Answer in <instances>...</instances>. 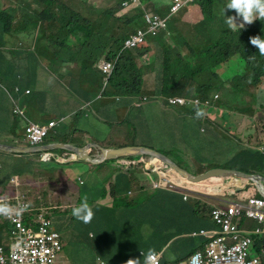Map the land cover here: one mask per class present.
<instances>
[{"label":"rangeland","instance_id":"374dc122","mask_svg":"<svg viewBox=\"0 0 264 264\" xmlns=\"http://www.w3.org/2000/svg\"><path fill=\"white\" fill-rule=\"evenodd\" d=\"M30 1L29 4L38 5L37 3H34L33 0ZM82 2L88 3L90 8L88 6L86 7L78 0H75L72 4L74 11L81 16H85L86 14L91 15V11L99 13L100 11L109 8L111 5V0H82ZM227 2L228 0H216V15L219 18L236 15L235 11L230 9H225L224 13V8ZM0 10H2L1 1ZM183 14L184 12H181L178 15L170 17L169 25L172 27L175 24H180V18ZM240 22H242V18H237V23ZM142 24L143 21L134 23L132 29L145 28L142 27ZM201 24L191 25L188 30H185L186 27H184V29L180 28V25L174 26L176 28L174 34L178 36L175 40L180 43L185 41L195 49V52L201 53L208 45H210V38L212 37L208 31L207 25L205 24L204 26H201ZM63 25H65V21L62 25L58 23L55 28L50 30L49 36L52 38L48 40V44L44 40H38V42L31 41L29 45V47L34 49L33 54L37 60L36 68L32 74L35 83H39L40 89L42 90V92H39L35 87L32 89L33 94L35 96L39 94L37 99L41 106L44 118L52 117L56 120L59 119L58 112L69 115L71 112L68 111L73 107L74 103L76 101L81 102L79 97L80 89L73 78L68 76V74L75 72V66H77L78 63L83 62L78 56L77 41L73 39L77 37L78 34H73L68 37V34L61 33V30H64ZM199 25L201 27H199ZM170 42L171 41L169 40V43ZM179 42H176V44L171 42L170 44L178 45ZM225 69V77L227 80L232 78V82H235V87L238 86L237 88H240L242 85L245 86L246 83H250L252 89L249 91L246 90L241 99L236 92H234V88H231L230 92L227 91V85L225 82L220 83L217 88L213 87V89L210 87L204 88L200 82H197L195 87L198 93L194 92L193 97L197 96L200 98L199 91H202V94L208 95L209 98L206 100L200 98L203 102L207 101L208 104H205L203 109L205 113L203 117L205 118H196L194 110L187 111L185 108L181 107L173 109V113L171 114L160 110L152 112V105H149V102L141 105L139 98L145 96V93L142 92L140 96L135 97L137 105L134 104L127 106L124 115L117 116L125 117L124 119L120 122L115 119L111 121L109 125L110 137L105 144L114 147L133 144V146L146 145L166 154L189 171L194 170L201 162H205L210 166H233L237 160L246 155L248 144L250 142L248 137H244L243 134L238 133L241 128L237 123V117H264V78L259 85H252V83H254L253 78L251 77L253 71L246 67L245 62L243 61L242 63L239 58L231 61ZM167 71L168 68H164V72L166 73ZM222 71L224 72L221 67L219 73L222 74ZM96 74L99 79L98 88L91 89L85 87L84 91L86 94H90L97 90V92L103 96L105 89L103 80L104 76L100 70H96ZM238 74L241 76L236 77L235 75L238 76ZM240 77H243L246 80L240 82L238 80ZM164 78L165 74L161 79L162 82ZM166 78L171 79L172 82L174 81L169 72ZM222 81L226 80L224 79ZM193 84L194 83H191V86ZM146 88L148 89V86H146ZM156 88L159 90H165L169 88V86L162 83L160 87ZM7 89L9 91V88ZM227 96L228 104H226ZM8 97V92L0 88V102L4 99L10 104L11 99L9 97V102ZM147 98L149 100L153 99V97ZM98 103H112L115 105L116 97L104 96L103 100L98 101ZM247 106L249 109H247ZM89 114L90 117L95 119L99 117L95 105H93V111L91 110ZM30 115L31 113L26 110V117H31ZM212 117H227L228 121L226 123L221 122L220 125L217 122L218 125L216 126ZM57 130L63 133L65 128L63 126L61 129ZM60 136L61 134L55 135L54 131H51L47 140L61 141L67 139L68 136L73 140L72 131L65 139ZM18 160L19 162H15V159H10V165L7 163L5 157L0 160V189L5 186L4 183L1 182L6 180L8 175L16 173L14 181L9 182H12L16 186L19 184L22 188V193L28 197L31 203L41 205L43 208V204H52L53 206L62 204L67 206L72 203L68 211L64 214L65 217L71 216L72 209L79 206L83 201H87L91 210L98 209L101 215H103L104 202L107 201L109 204H112L108 195L111 185L117 184L116 190L120 192V186L125 184V179L120 176L122 171L121 166H118L116 163L110 162L102 166H94L85 162L59 164L57 161H48L42 158L41 161L37 163L39 174L46 176L48 179H55V181L49 182L52 185H45L47 191L43 193L41 189L37 190L29 188L33 183L42 184L41 178H39L41 181L36 180L34 176L31 175L25 179L28 172L21 177L17 176L21 170V167L18 165L25 161L24 159ZM27 164L33 166L30 161H28ZM46 166L48 167L44 168ZM137 174L139 177L150 180L151 182L155 180V175L146 174L142 169H138ZM127 175L131 176L132 173H128ZM78 176L83 178V184L76 181ZM53 183H55V185ZM13 188L14 187L10 185L5 189L10 191ZM21 188H18L20 192ZM74 191H78V193L75 197H70L69 193ZM156 194V191H152L153 196ZM39 196H42V198ZM58 209L59 208H56V210L53 211L54 217L60 215V210ZM122 210L126 209L123 208ZM125 212L126 211H122L121 214H125ZM112 213L113 211H110V214ZM174 216H176V218ZM169 218L176 220L185 219L182 214L178 215L174 213L172 209ZM127 221L132 225L134 224V218H126L124 223ZM116 223H118L117 220L113 221L112 224ZM199 223H196L198 227ZM167 225L158 227L160 229L158 232L151 230L152 233L146 237L140 235L141 231L139 233L131 232L130 237L138 240L137 249H135L132 254H129L126 251L120 253L115 247V249L105 247L103 249L104 253L115 263L124 264L129 259L141 260V258H144L142 254L143 252L147 253L154 247H162L171 237L177 234L178 231H175V225ZM110 226L111 225L107 227V230H110ZM201 227H205V225H201ZM6 231H8L6 224L0 223V241L4 243L12 241V238ZM126 235L127 234L124 233L123 237ZM190 241L191 239H180L171 246L172 248L169 252L175 257L176 260L174 261H183L194 248V245L197 246L199 244L198 242H195L194 245H191ZM80 255V261L87 262L90 252H80ZM67 257V254L60 253L59 257L55 259L52 264H67Z\"/></svg>","mask_w":264,"mask_h":264},{"label":"trees","instance_id":"16d2710c","mask_svg":"<svg viewBox=\"0 0 264 264\" xmlns=\"http://www.w3.org/2000/svg\"><path fill=\"white\" fill-rule=\"evenodd\" d=\"M34 1L45 6L41 17L42 23H44L45 33L51 28H54L56 24L59 23L62 25L65 21V25H63L64 30H61V33L68 34V37L73 34H78L73 39L77 41L80 60L90 62L92 65L101 58L107 61L117 59L114 70L105 87L107 96H139L142 93L143 75L137 64V60L145 58L150 53L148 44L141 45L134 51L124 50L122 53L121 51L125 40L135 31L132 29L133 24L143 21L142 27L146 26L143 8H136L122 15H118L122 12L121 3L123 0H111V5L108 2L110 5L109 8L99 13L91 11V15L86 14L85 16H81L73 9L72 4L75 0ZM144 2L154 10L160 9L150 0H144ZM196 3L200 6L204 17L201 26L206 24L212 37L210 38V45H208L207 49L199 57L194 59L196 56L195 53L193 55L189 53V57L195 60L193 63L186 61L173 47H169L167 33L152 38L153 41L166 49L164 66L168 68L171 77L176 81L174 88H185L188 82H201L202 86L208 85V87L213 89L217 85L218 80L222 83L221 79L215 73V70L235 60L236 57L242 63L244 61L246 67L252 69L255 82H259L261 77L264 76V56L259 53L256 46L250 43V37L260 36L264 39V20L256 19L253 23L245 25L240 31H232L225 23L227 17L219 18L216 15V0H197ZM83 4L90 8L88 3ZM0 20V27H2V35L0 37L1 47L4 43V36L11 34L13 22H11V17L5 13H0ZM182 25L183 27L186 26L189 28L191 22H182ZM201 26L199 25V27ZM169 28L172 32H175V27L170 26ZM51 38V36L46 37L47 40ZM169 38L173 39L172 37ZM185 43L187 44V42ZM0 60L2 64L5 61L4 58H0ZM2 75L3 73L0 74V76ZM8 76L9 73L2 76L4 82ZM20 76L21 73L18 71L12 73V80L10 82L13 86L20 84ZM27 78L26 82H28V86L33 88L35 81L29 76ZM212 79L216 83L212 84ZM242 90V87L238 89L240 93H242ZM234 92L236 91L234 90ZM176 95L180 96L181 92H176ZM199 96L205 100L209 98L208 95L202 94V91H199ZM226 104H228V96L226 97ZM194 111L196 112V109ZM19 137L20 135L16 134L15 140H11L5 144L19 145ZM68 141V139H65L62 143L67 144L69 143ZM23 156H25L23 158L25 161L18 165L21 167L18 174L24 175L28 171L32 174L35 173L34 167H38L37 163L41 161V153H35L33 155L26 154ZM142 158L143 156H127L110 160L111 163H116L118 166H121L122 171L120 176L125 179V184L120 186V192L116 190L117 184L111 185L108 195L112 204H109L107 201L104 202L103 215H101L98 209L92 210L94 215L90 223L85 224L73 215L65 217L64 214L72 204L68 207H60L58 209L60 210V215L55 216L56 219L53 220L55 225L57 224L56 228L62 234L63 241L65 242L64 253L69 256L71 264H94L98 256L114 264L115 262L104 253L103 249L105 247H111L110 249L116 248L120 253L123 251L129 254L134 253L138 240L130 237L131 230L134 227L128 221L123 223L126 218H134V221H138V228L147 225L156 232L160 231L158 227L164 226L167 222H170L167 225L170 226L172 223L174 225L175 222L180 221L169 218L170 211L167 208L173 209L175 212L180 209L178 207L172 208L171 202L175 200L173 194L168 191L158 192L155 196L149 197L142 194L143 191L153 187L150 180L143 179L137 174L138 169L144 170ZM28 161L33 166L28 165ZM250 161L253 163L244 166L243 170L245 172H250L262 166L264 164V156L257 152L250 157ZM128 173H132V175L129 176L127 175ZM10 177H7L1 183L5 185L10 180ZM51 180L52 182L55 181V179ZM53 184L55 185V183ZM129 191L136 192V194L128 198L126 195ZM60 199L62 198L60 197ZM123 208L126 210H122ZM110 211H113V214H110ZM122 211H126L125 214H121ZM198 214L194 212L195 220H199L197 218ZM174 217L176 218V216ZM27 218L30 219L28 216ZM115 220L118 223L112 224ZM158 220L161 221L159 225H157ZM181 222L188 223L193 227L191 219ZM3 223L6 224L7 230L9 231V222L3 221ZM109 225H111L110 230H107ZM190 226L181 229L178 234L191 233L193 228H190ZM8 231H6L7 234ZM90 233L96 236L91 238ZM124 233L127 235L123 237ZM204 238L205 236L201 235L196 238V241ZM254 250L257 253H262L264 250V236H255ZM84 251L90 252L87 262L80 261V252Z\"/></svg>","mask_w":264,"mask_h":264},{"label":"crops","instance_id":"0c3cea01","mask_svg":"<svg viewBox=\"0 0 264 264\" xmlns=\"http://www.w3.org/2000/svg\"><path fill=\"white\" fill-rule=\"evenodd\" d=\"M2 3V10H8L11 13V16L14 20L13 22V29L11 34H8L4 37V44L5 47L3 48V55L6 57L4 61V65L1 66L0 63V70L4 76L6 73H9L8 78L5 80V86L10 89H13V84L10 82L12 80V73L15 71H20L23 73L33 71L36 67H29V62L31 56L33 54L31 52L34 51L33 48L29 47L31 41L38 42V40L42 41L45 39V30H44V23H42V12L44 5H34L29 4L30 0H0ZM34 1V0H33ZM81 3L82 0H78ZM163 2V0H160ZM36 3V2H34ZM200 20V14L197 6H192L186 12L184 17L182 18L183 22H192L197 24ZM180 27H183L182 24H178ZM175 24V26H178ZM185 30H188L186 28ZM2 27H0V37L2 35ZM170 37L177 38L178 36L172 35ZM169 38V36H168ZM171 41L172 43L179 42L177 40ZM72 39V38H67ZM169 42V40H167ZM170 42V43H171ZM185 42V41H182ZM151 53L145 59H139L138 65L143 69V86L142 90L145 93L146 97H153L152 100L148 101L152 105L151 111L156 112L157 110L164 111L167 113H173V108L167 106L165 101L168 97L175 95L176 92L179 91L183 92V94L187 95L188 97H192L195 85L191 86V82H188L187 87L183 88H174L176 81L173 82L171 79L166 78L168 71L165 73L163 66L164 59L166 58L165 52L166 49L161 46L160 44L156 43L155 41H148ZM187 47V44H184ZM169 47H173V45L169 44ZM184 54V53H183ZM1 56V55H0ZM184 56H186L184 54ZM96 70H98L95 65L85 64L82 65L78 63L75 66V72L68 75L72 77L73 80L76 82L78 88L80 89V99L81 102L76 101L73 107L68 111L71 112L69 115L64 113L58 112L59 119L56 120L55 118H44L43 112L41 111V106L38 103V95H34L33 92L28 96H18V101H20V105L25 107L31 113V117H28V120L32 123H36L39 125H47L51 121H60L64 120L59 127L55 129H61L64 126L65 130L63 133L58 131L56 135L61 134V138L65 139L68 134L72 131L73 140L69 141L71 144L75 145L76 147H83L86 145H99L102 147H114L109 146L106 143L107 139L109 138V125L111 121L114 119L120 122L125 117H117L123 116L125 109L127 106H131L135 104V100L132 98H122L120 100L116 99V104L113 105L112 103H98V101H102L99 98L100 94L95 90L90 94H86L84 91L85 87H89L91 89L98 88V76L96 74ZM165 74V78L163 82L161 81L162 77ZM28 78H26L27 81ZM21 83L24 89H31L28 86V82H23L22 80L19 82ZM169 86V88L165 90H159L156 87H160L162 85ZM148 86V89L146 88ZM21 87V88H22ZM39 92H42L40 89V84L36 83L35 86ZM22 88V90H23ZM250 87L249 90H251ZM32 90V89H31ZM24 91V90H23ZM33 91V90H32ZM9 99V97H8ZM10 102V99H9ZM147 103V102H146ZM145 104V103H144ZM93 105H95L96 112L99 114V117L96 119L90 117L89 112L93 111ZM12 109L13 106L7 103L4 99L0 102V144L8 143L11 140H15L16 134L19 133L20 128L22 131L25 129L26 121H21L17 117L12 116ZM87 109V111H84ZM159 111V112H160ZM67 113V112H65ZM214 124L217 126L220 125L221 122H227V117H212ZM25 122V123H24ZM218 122V124H217ZM237 123L241 130L238 132L239 134H243L244 137H248L250 139L246 155L237 160L235 164L231 167H225L221 165H207L205 162L199 163L193 172L194 174H201L206 172L209 169L216 168V167H224V168H235L239 170H243L244 166L253 163L250 161V157L255 155V153L259 152L264 156V152H260L259 150H264V143L259 145V140L263 139L264 142V117H237ZM52 129V130H55ZM205 131V130H202ZM15 132V133H14ZM220 132V131H219ZM71 136V135H70ZM69 136V137H70ZM72 137V136H71ZM258 140V141H257ZM146 146V145H143ZM149 147V146H148ZM115 148V147H114ZM259 149V150H258ZM30 155L35 153H24L22 155L14 154V153H5L0 151V160L5 157L7 163L10 165V159H15V162H19L18 159H23L25 156L23 155ZM71 160L73 158L70 157ZM76 162H85L90 163L87 161L77 160ZM178 163V162H177ZM61 164V163H59ZM179 164V163H178ZM182 166L181 164H179ZM48 166L44 167L47 168ZM183 167V166H182ZM1 168V162H0ZM39 167H34L35 173H30L28 171V175L25 177L27 179L29 176L33 175L34 178L38 180L40 177L42 178V184L33 183L29 186L30 189H41L44 193L47 191L45 185L48 184L52 185L49 182L52 180L47 178L46 176H42L39 174ZM185 168V167H184ZM248 173H258L264 177V164L259 168H256ZM80 177V176H78ZM82 179V177H80ZM79 179L77 178L76 181ZM83 181V180H82ZM188 187L192 188L193 190L197 191L196 198L191 197L190 200L197 199L193 203L189 201L188 207L191 209V214L193 209L195 208L196 214H198L197 218L199 219V227L201 225H205V227H201L203 230L211 231L207 233V237L217 233L216 225L211 221L209 214H207V207L211 205H220L225 207H232L233 203L236 200H244L250 194L259 193L258 186L255 185L252 181H249L246 178H243L240 174L231 172V171H221L220 173L210 174L207 178L202 181L189 183ZM78 191L70 192V197H75ZM237 194L236 196L234 194ZM188 201V200H187ZM178 205H184L185 202L176 201ZM189 218V214L186 215V219ZM191 224L196 227L192 222ZM243 228L251 229L253 228L257 222L253 219H249L244 217L242 223H240ZM175 231L184 228L182 222H175ZM197 228V227H196ZM152 231L148 228H144L140 235L146 237L150 235ZM180 239L178 235L171 237L162 247H154L151 250L158 251L162 255V259L165 262L174 263L177 261L175 257L170 254L171 246ZM173 241V242H172ZM207 241V239H206ZM205 241V242H206ZM172 242V243H171ZM195 242L199 244L196 246L194 245ZM171 243V244H170ZM170 244V246H169ZM191 245H194V248L189 252L191 253L193 250L200 248L202 243L199 241H195L191 239ZM169 246V247H168ZM196 246V247H195ZM169 260V261H168ZM173 261V262H172Z\"/></svg>","mask_w":264,"mask_h":264},{"label":"clouds","instance_id":"9594fccd","mask_svg":"<svg viewBox=\"0 0 264 264\" xmlns=\"http://www.w3.org/2000/svg\"><path fill=\"white\" fill-rule=\"evenodd\" d=\"M125 1H128V0H123L122 1V3H121L122 12L119 13L118 15H122V14H124V13H126L128 11H131L133 9H136V8H143L144 9V21L146 23V26H145V28L135 29V31L132 34L129 35V37L124 42L123 49H122L121 53L124 50L134 51L138 47H140L141 45H144V44H148V48L150 49L148 41H153L152 38L157 37L160 34L167 33V37L175 35L174 32H172L170 30V28H169L170 27V25H169L170 17H173L175 15L180 14L181 12H184L183 16L180 18V20H181L180 24H182V22H183L182 18L184 17L186 12L189 10V8L192 7V6H197V8L199 10L200 20H199V22L197 24H201L203 22V20H204V17H203V14H202V10H201L200 6L196 3L197 0H183V5L176 12L172 11L173 6L176 4L175 0H163V2H161L160 0H150L158 8H160L159 10H154L152 7L147 6V3H145L144 0H140V5L137 6V7L126 8V7H123V5H122ZM225 9L234 10L235 13H236L235 16H226L227 18L225 20V23L227 24L228 28L230 30H232V31H236V30L240 31L241 29H243L245 27V24H251L256 19L264 20V0H228L227 4L225 5V8H224V13H225ZM160 10H162V11H160ZM158 11H160V12H158ZM215 11H216V7H215ZM0 13L8 14L11 17V19H12L11 22H14V20H13V18L11 16V13L8 10H0ZM147 14L159 16L163 21H165L166 27L160 29L159 32L156 35L148 34L146 36V38H145V41L143 43L137 45L136 47L128 48L126 46V42L128 40H130L139 30H142V31H147L148 30L149 26H148L147 21H146V15ZM237 18H242V22L237 23ZM0 23H1V20H0ZM191 25H194V23L191 22ZM56 26H57V24L54 26V28ZM174 26L175 25H173L172 27H174ZM184 27H186V26H184ZM184 27H180V28L184 29ZM52 29L53 28H51L50 30H52ZM50 30L48 32H46L45 39H44V41H46L47 44L49 42L46 39V37L49 36ZM175 31H176V28H175ZM6 35H8V34H6ZM167 40L174 41L171 38H167ZM250 43L253 46H256L258 48L259 53L262 56H264V39H262L260 36H252V37H250ZM184 44H186V43L185 42H181V43L179 42L178 45H173V48L177 52H179L181 54V56L184 57V59L186 61L192 62V63L195 61L194 59L196 57H199L202 54V52H204L207 49V47H208L207 46L201 53H198V52H195V49L189 43H187V47ZM4 47H5V44L3 43V45H1V47H0V49H1L0 58H4V60H6V57H4V55H3V52H4L3 48ZM31 53L33 54V52H31ZM150 53H151V51H150ZM183 53L186 56H184ZM189 53L192 54V55H193V53H195L196 56L194 57V59H191L189 57ZM29 58H30V62H29L28 68L29 67H32V68L36 67L37 60H36V57L34 56V54H33V56H31ZM145 58H140V59H145ZM235 59H237V58H235ZM138 60H137V64H138ZM164 61H165V59H164ZM116 62H117V59L111 60V61H107L106 59L101 58L99 61H97L96 63L92 64V66L95 65V67L103 73V76H104L103 80H104L105 87H106V85L108 83V80H109L113 70H114ZM0 63H1V60H0ZM229 63L218 67L215 70V73L221 79V81L224 80V79L227 81V82L226 81H222V82L226 83L227 91L230 92L231 88H234V90L236 91V94L241 99L242 95H244L246 90L249 91L251 85H250V83H246L245 86L242 85V87H243L242 89L243 90H242V93H240L238 91L239 88H237L238 86H236V87L234 86L235 82H232V78L227 80V78L225 77V73H226L225 67ZM81 64L82 65L90 64V62L83 61ZM3 65H4V63L3 64L1 63V66H3ZM163 66H164V62H163ZM221 67L224 70V72L222 71L223 72L222 74L219 73V69ZM139 68H140V70L142 72V75H143L142 67L139 66ZM33 71H29V72H26V73H23V74H22V72L19 71L21 73V76L19 77V79L22 80V78H23V82H26V78L29 76L31 79H33L35 81L34 76L32 74ZM1 73L2 72L0 70V74ZM68 75H70V74H68ZM235 76L239 77L241 75L238 74V76L237 75H235ZM251 77L253 78L254 83H252V85H254V86L255 85H259L261 83V80L264 78V76L261 77V79H260V81L258 83V82H255V76H254L253 72H252ZM238 80L241 82V81H244L245 79L243 77H240ZM196 83L197 82H194V85H196ZM211 83L214 84V83H216V81L214 79H212ZM220 83L221 82L218 80L217 85L214 86V87L217 88L220 85ZM35 86H36V83H35L33 88H31V87L30 88L34 89ZM142 86H143V84H142ZM21 87H22V85L20 83L18 85H15L11 91H10V89L8 91L7 87L5 86L4 80L2 79V76H0V88H2L4 91L8 92L9 97H10L11 102H12V106H13L12 116L17 117L21 121H26L27 122V124L24 122L25 123V129L22 131V129L20 128L21 133H20V131L18 133L20 135V137H19L20 139L18 140L19 141V145H11V146L34 148V147H42V146H49V145H68L69 144V145H72L73 147H76L75 145H73V144H71L69 142V141H71L69 136L67 138L69 140L68 141L69 143H67V144L62 143L64 140H61V141H48L47 140V138H48V136H49L51 131H54L55 135L58 133V130L55 129V128L59 127V125L64 121L63 119L60 120V121H51L50 123H48L45 126L39 125V124H36V123H32V122H30L28 120V117H26V109H25L24 106L22 107L19 104V101H18L17 97L18 96H23V95L28 96L33 91L31 89H28V88L24 89L22 87L23 90H24L23 91ZM203 87L204 88L208 87V85L207 86L205 85ZM235 88H237V89H235ZM16 89H18V91ZM192 91L197 93L196 87ZM142 92H143V90H142ZM180 92L181 91H179V93ZM104 96H107L106 93H105V89H104V92H103V96L100 94L99 98L102 99V98H104ZM107 97H116V99H118V100H120L122 98H132L133 100H135V97H138V96H116V95H112L111 96L110 95V96H107ZM175 98H181V99H184V100H187V101H191V104H189V105L188 104H186V105H180V104L179 105H173V104L170 103V100L171 99H175ZM139 100L141 102V105H143L144 103L150 101L145 96L143 98H139ZM249 103H251V102H249ZM249 103H247V104H249ZM135 104L137 105V101L136 100H135ZM165 104L167 106L173 108V109L180 108V107L181 108H185L187 111L196 109V112H195L196 118H202L205 115L204 110H203L204 106H205V104H208V102L207 101L203 102L197 96L193 97V95H192V97H188L187 95L183 94V92H181L180 96L175 94V95H172V96L168 97L166 99V101H165ZM261 108H262V106H261ZM16 109H19L21 111V114L20 113H15ZM247 109H249L248 106H247ZM84 111H87V109H85ZM203 118H205V117H203ZM33 126L47 129V135L44 137L43 141L38 143L37 145H31V144L26 143L24 141L27 138V136L29 134H31V128ZM52 129H55V130H52ZM263 143H264L263 139H261V140H259L258 144L262 145ZM2 144H5V143H2ZM5 145H9V144H5ZM133 145H126V146H123V147H130L131 146V147H146V148H150L148 146H143V145H136V146H133ZM87 146L89 147L88 150H87V153H89L90 155H96L97 153H100V148H103V149L123 148L122 146H117L115 148L114 147H105V146L102 147V146H99V145H96V144L86 145V146H83V147H76V148H84V147H87ZM150 149H153V150L161 153L160 151H158V150H156L154 148H150ZM259 151L260 152H264V150L263 151L259 150ZM35 153H41V159L43 158L44 160H48V161H57L58 163H61V164L62 163L76 162L77 160L90 162L89 160L80 158L76 153H73V152H71L70 150H67V149H50V150H47V151L35 152ZM14 154H18V153H14ZM19 155H22V154L20 153ZM30 155H32V154H30ZM137 156H143V158H142V161L144 162V170L142 169L143 172L145 171L146 174L155 175V180L152 182L153 187H150V189H147V190L143 191L142 194L146 195L147 197L153 196L152 195V191H156L157 193L158 192L168 191L171 194H173L175 196V200H174V202H171L172 208H176V207L180 208V209H178L177 212H175L172 209L173 212L178 214V215L182 214V216L185 217V219H186V215L189 214V218L188 219H191V222L197 227V228L194 227V226L192 227L188 223H183L182 222L183 225H184V228H186L187 226H190V228H193V230H192L191 233L178 234L180 232V230H181L180 229V230H177L178 232H177L176 235H178L179 238L194 239L195 241H196V238H198L201 235H204L205 238L202 239V240H200V239L197 240V241L202 243V246L200 248H197V249L193 250L191 253H189L188 256L183 261H177V262H174V263L165 262L162 259V255L158 251L149 250L147 253H145V252L142 253L144 258H141V260L140 259H129L124 264H157V256H158L159 261H160L161 264H187L190 261L192 255H193V253L195 251L204 249L214 239H216V238H218L219 236L222 235L223 225L221 223H219L215 219L213 211L215 209H222V210H226L228 212H232V211H235V209L237 207H239V206H241V210H240L239 214L234 216L233 224L236 225L237 229L240 231L242 236L245 235V236H248L251 239V253H252V255L253 256H263L264 250L262 251L261 254L255 252V250H254V239H255V236H261V237L264 236V181L262 180V178H264V177L262 175H260L258 173H248V172H245V171H242V170H239V169H235V168H224V167H216V168H212V169H209V170L206 171V172H208V171L214 170V169H222V170H233V171H235V173L236 172H240V173L249 174L251 176H254V179L247 178V177H244V176H242V177L248 179L249 181H252L255 185H257L258 186V191H259V193L248 195L244 200H236L233 203L232 207H225V206H220V205H215V206L211 205V207L208 206L207 207V214H209L211 221L216 225L217 233L211 235L210 237H207V233H209L211 231H215V230L206 231V230H203L201 227H198L196 225V223H199V220H195L194 219V212H196V210L194 208L193 212H192V215H190L191 214V209L188 207L189 201L191 203H193L194 201L197 200V199H194L192 201L190 200L191 197L196 198L197 191L193 190L190 187H188V184L189 183H194V182H199V181H202L204 179L199 180V181L188 180L184 176H182L180 173H178L172 166H170L169 164L165 163L162 159H160L159 157H156L154 155L142 154V155H137ZM70 157L73 158V160H71ZM121 157H127V156H121ZM121 157L112 158V159H106V160H104L103 162H101L99 164H94L92 162H90L89 164L94 165V166H102V165H105L107 163H110V160L118 159V158H121ZM153 157H156V158L160 159V162H159L160 164L158 166L151 164L150 161L152 160ZM175 163L178 164L177 162H175ZM182 168H184V167H182ZM184 169H186V168H184ZM186 170L189 171L188 169H186ZM189 172L191 174H193L194 176H198V175H202V174L206 173V172H204V173H201V174H194L191 171H189ZM15 174L16 173L8 175V177L11 176L9 181H14ZM17 176L21 177L23 175L18 174ZM162 176H169V177H172V178L176 179L178 182H180L181 188L178 189V190H171V189H168V188H165V187H156L155 184L161 179ZM77 178L79 179L78 183H80V184L84 183L83 178L82 179L80 177H77ZM9 181L5 184V186L2 189H0V223H3V221H8L9 222L8 224L10 225V229L8 231V235L12 238V241L11 242L7 241L5 243L0 241V245L5 246V248L7 250H9L11 248V246L16 242L18 236L14 235L12 233V230L14 228V224H12V222L6 216L11 215L13 213V211L17 208V206H19V203L23 202L25 204L20 207L19 211H17V214H20V212L23 211L22 222L28 229H32L34 231H37L38 230V224H39V220H38L39 215L43 214L46 219H49L51 221V226H53L54 230L56 232H58V234H59V241H60V244H61V249H60L59 253L56 254V256L51 260L50 264H52L53 261H55V259H57L59 257L60 253H64L63 249H64V243H65L63 241L62 234L56 228L57 224L55 225V223H54V220L56 219V217L53 216V211L56 210V208L68 207V206H70V204H68L67 206L58 205V204L54 205V206L52 204H43L44 208L41 207V205H35V204L30 202V200L28 199V197L24 193H22V188L20 187L19 184H17V186H16L15 184H13L12 182H9ZM10 185H12L14 188L12 190H10V191H7L5 188L10 186ZM18 188H21V192L18 190ZM135 194H136V192L129 191L128 194L126 195V197L131 198ZM234 195L236 196L237 194L235 193ZM39 197L42 198V196H39ZM5 200H7V202L9 204L4 202ZM176 201L185 202V204L184 205H178L176 203ZM250 207L252 208V215H248L247 214V209L250 208ZM182 208H184L185 211H184V209L182 210ZM167 209L171 211L170 208H167ZM72 215L75 218L81 220L83 223L88 224V223H90L92 221L94 213L90 209L87 201H83L79 206H76V207H74L72 209ZM27 216L30 217V219L27 218ZM244 217H247L249 219L255 220L257 222V224L251 229L243 228L240 223H242V220H243ZM181 221H183V220H180L179 222H181ZM137 223H138V221H134V224H133L134 228H132L131 232H138L139 233L144 228H148L150 230H154L153 228H151V227H149L147 225H143L142 228H138L137 227ZM169 223L170 222H167V223H165V225H167ZM159 224H161V221L158 220L157 221V225H159ZM138 229H140V230H138ZM89 235H90L91 238H94L96 236V235H93L92 233H90ZM206 239H207V241H206ZM170 244H169V246H170ZM135 249H137V246L135 247ZM66 261H67V264H71L69 256L66 258ZM100 261H103L105 264H111L107 260L102 258L101 256H98L96 258V261H95L94 264H99ZM114 264H121V263H114Z\"/></svg>","mask_w":264,"mask_h":264},{"label":"built area","instance_id":"2783aa9c","mask_svg":"<svg viewBox=\"0 0 264 264\" xmlns=\"http://www.w3.org/2000/svg\"><path fill=\"white\" fill-rule=\"evenodd\" d=\"M175 2L176 4L172 8L173 12L179 10L183 5V0H175ZM122 5L126 8L137 7L140 5V0H128ZM146 21L149 26L148 30H139L126 42L128 48L136 47L145 41L148 34L156 35L160 29L166 27L165 21L156 15L147 14ZM16 90L18 91V89ZM170 103L189 105L191 101L175 98L171 99ZM15 113L21 114V111L16 109ZM46 135L47 129L33 126L31 134L24 141L31 145H37L43 141ZM155 186L171 190L181 188L180 182L169 176H162ZM4 202L8 203L7 200ZM24 204L23 202L19 203L13 213L6 216L14 224L12 233L18 237L9 250L0 245V264H50L61 249L59 234L51 226V221L46 219L43 214H40L38 218V230L28 229L22 222L23 211L17 214ZM240 210L241 206L232 212L222 209L213 211L215 219L223 225L222 235L214 239L204 249L195 251L187 264H264V254L263 256H253L251 239L248 236H242L236 225L233 224V218L240 213ZM247 214L252 215L251 207L247 209ZM99 264L105 263L100 261ZM157 264H161L158 256Z\"/></svg>","mask_w":264,"mask_h":264},{"label":"water","instance_id":"95a60500","mask_svg":"<svg viewBox=\"0 0 264 264\" xmlns=\"http://www.w3.org/2000/svg\"><path fill=\"white\" fill-rule=\"evenodd\" d=\"M88 148H89L88 146L84 147V148H76V147H73L72 145H69V144L68 145H49V146L34 147V148L0 144V151L6 152V153H18V154L42 152V151H47L50 149H67L73 153H76L80 158L89 160L90 162H92L94 164H99L106 159H112V158H117V157H121V156H137V155H142V154L154 155V156L162 159L165 163L172 166L178 173H180L186 179L191 180V181H199V180L207 178L210 174L220 173L221 171L235 172L233 170L214 169V170H210V171H208L202 175L194 176L189 171H187L186 169H184L181 166H179L178 164H176L167 155H165L163 153H159V152H157L153 149H150V148L131 147V146L130 147L117 148V149L100 148V153H97L96 155H90L89 153H87ZM236 173L240 174L241 176L254 179V176H251L249 174L240 173V172H236ZM262 180L264 181V178H262Z\"/></svg>","mask_w":264,"mask_h":264},{"label":"bare ground","instance_id":"6f19581e","mask_svg":"<svg viewBox=\"0 0 264 264\" xmlns=\"http://www.w3.org/2000/svg\"><path fill=\"white\" fill-rule=\"evenodd\" d=\"M151 162V164H153V165H159L160 163V159H158V158H156V157H153L152 158V160L150 161Z\"/></svg>","mask_w":264,"mask_h":264}]
</instances>
